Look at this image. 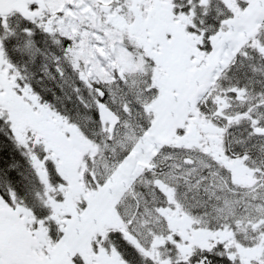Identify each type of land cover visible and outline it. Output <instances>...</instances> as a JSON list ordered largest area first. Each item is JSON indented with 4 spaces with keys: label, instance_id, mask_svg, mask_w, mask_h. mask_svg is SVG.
<instances>
[{
    "label": "snow or ice",
    "instance_id": "6c2138e0",
    "mask_svg": "<svg viewBox=\"0 0 264 264\" xmlns=\"http://www.w3.org/2000/svg\"><path fill=\"white\" fill-rule=\"evenodd\" d=\"M0 264H264V0H0Z\"/></svg>",
    "mask_w": 264,
    "mask_h": 264
}]
</instances>
